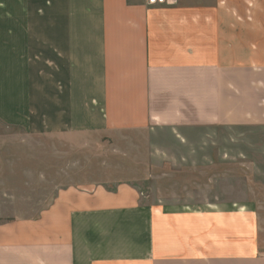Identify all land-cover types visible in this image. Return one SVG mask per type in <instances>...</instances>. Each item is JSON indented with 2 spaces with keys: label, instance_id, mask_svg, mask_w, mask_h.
Returning a JSON list of instances; mask_svg holds the SVG:
<instances>
[{
  "label": "crops",
  "instance_id": "obj_1",
  "mask_svg": "<svg viewBox=\"0 0 264 264\" xmlns=\"http://www.w3.org/2000/svg\"><path fill=\"white\" fill-rule=\"evenodd\" d=\"M176 4L0 0V264H264V201L250 200L264 191L153 204L132 176L68 184V153L91 140L133 166L164 156L170 174L189 162L167 156L170 139L193 132L196 153L216 145L203 130L264 132V0Z\"/></svg>",
  "mask_w": 264,
  "mask_h": 264
},
{
  "label": "rangeland",
  "instance_id": "obj_2",
  "mask_svg": "<svg viewBox=\"0 0 264 264\" xmlns=\"http://www.w3.org/2000/svg\"><path fill=\"white\" fill-rule=\"evenodd\" d=\"M176 6L177 4L172 7H156V9L169 10ZM4 131V124L0 121V156ZM189 136L190 142L183 145L179 144L180 142L175 143L172 139L162 144L167 156L189 161L186 164L170 166V174H167V167L160 164L161 160L165 161L164 156L158 158L160 160H155L157 165L153 164L154 166H133L129 163L131 160L129 150L120 151L112 141H107L101 146L91 140L89 148L76 147L68 153L69 167L73 170L68 176V184L78 189H91L103 185L108 190H114L121 183L129 184L132 176V180L137 181L135 182L137 188L148 193V197H143L142 200L153 204H159L170 198L171 202L204 205L215 200L212 198L215 193L219 197L228 195L226 200L237 202L246 200L242 198L244 193L249 192V195H253V191H264V164L257 165L259 159H264V132L258 133L251 129L223 132L218 129L203 130L200 135L202 143L214 142L216 145L203 146V149L196 150V153L193 150L195 134L192 132ZM230 140L233 142L228 143L227 141ZM61 155L65 156V153ZM243 156L250 158L252 164H238L236 160ZM198 157L213 162L220 157H237V159L227 166H195L192 163ZM64 184L65 182H58V185L65 186ZM169 189L171 196L162 198L161 192ZM218 199L225 200V198ZM250 200L259 202L264 201V198H250Z\"/></svg>",
  "mask_w": 264,
  "mask_h": 264
},
{
  "label": "built area",
  "instance_id": "obj_3",
  "mask_svg": "<svg viewBox=\"0 0 264 264\" xmlns=\"http://www.w3.org/2000/svg\"><path fill=\"white\" fill-rule=\"evenodd\" d=\"M148 7H172L177 0H143Z\"/></svg>",
  "mask_w": 264,
  "mask_h": 264
}]
</instances>
